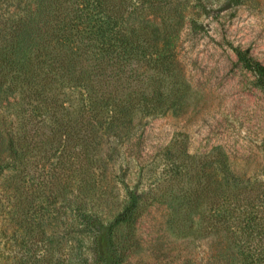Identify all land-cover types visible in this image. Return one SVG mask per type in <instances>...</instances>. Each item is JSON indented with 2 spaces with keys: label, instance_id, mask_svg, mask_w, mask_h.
<instances>
[{
  "label": "rangeland",
  "instance_id": "374dc122",
  "mask_svg": "<svg viewBox=\"0 0 264 264\" xmlns=\"http://www.w3.org/2000/svg\"><path fill=\"white\" fill-rule=\"evenodd\" d=\"M60 6L56 42L88 51L84 65L132 27L158 48L95 74L133 109L111 125L79 85L17 86L0 14V264H264V87L232 49L264 64V0Z\"/></svg>",
  "mask_w": 264,
  "mask_h": 264
},
{
  "label": "trees",
  "instance_id": "16d2710c",
  "mask_svg": "<svg viewBox=\"0 0 264 264\" xmlns=\"http://www.w3.org/2000/svg\"><path fill=\"white\" fill-rule=\"evenodd\" d=\"M61 2L62 0H0V14H3V17L6 14V17L12 19V35L8 41L11 44V51L6 64L11 67L12 76L15 78H13L14 83L17 86L23 82L31 88L42 87L47 92H52V95L66 87L79 85L88 93L92 101V108L98 109L103 114L112 112L114 118L111 125L117 124L120 117L128 116L133 109L124 103L122 98L120 99L117 90H112L99 83L95 74L104 73L113 65L124 62L127 57L126 54L138 46L142 47L143 42L147 46L158 48L159 39L150 33L145 34L132 27L130 33L120 34V37L116 39L117 45L113 38H102V56L93 60L88 56L89 64L84 65L83 61L88 51L76 53L73 46L69 44L70 38H67L69 42L63 43L60 48L56 42V27L60 23L65 24L68 19L67 17H60L62 10L57 11L61 7ZM47 3L52 9L51 27L48 29L43 26L42 20L44 6ZM2 6H6L4 11L1 9ZM128 25L134 26L133 23H128ZM117 49L119 51H116ZM232 49L238 61L245 68L255 73L260 84L264 87V64L251 56L248 50L236 47ZM70 58H74L72 67L68 66ZM171 65H173V61L170 58L167 60L163 58L159 61V69L163 74L169 70L168 67ZM150 87L152 88L150 89L152 95L160 94L159 96H162L165 83H153ZM211 184V180H208L205 187L208 188ZM204 199L206 200V198ZM206 221L215 227H220L225 223V216L221 214L214 221L208 220V218ZM107 242V247L111 248V242ZM105 264L118 263L114 260Z\"/></svg>",
  "mask_w": 264,
  "mask_h": 264
}]
</instances>
